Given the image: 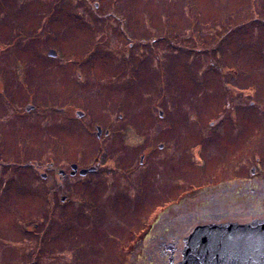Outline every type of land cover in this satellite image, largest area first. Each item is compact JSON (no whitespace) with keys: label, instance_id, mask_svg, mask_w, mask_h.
<instances>
[{"label":"rangeland","instance_id":"rangeland-1","mask_svg":"<svg viewBox=\"0 0 264 264\" xmlns=\"http://www.w3.org/2000/svg\"><path fill=\"white\" fill-rule=\"evenodd\" d=\"M260 177L264 0H0V264H161L162 210Z\"/></svg>","mask_w":264,"mask_h":264},{"label":"flooded vegetation","instance_id":"flooded-vegetation-1","mask_svg":"<svg viewBox=\"0 0 264 264\" xmlns=\"http://www.w3.org/2000/svg\"><path fill=\"white\" fill-rule=\"evenodd\" d=\"M158 116L159 119H162V112H159ZM209 125L211 126L212 123ZM103 132L104 135L102 137L101 129L96 127L95 133L97 139L106 143L108 141L107 139L110 138L111 135L107 129ZM127 137L134 139L131 135H127ZM199 144L201 146L202 142ZM157 148L163 149L164 145L158 144ZM147 149L149 150V148ZM103 154H105V150ZM143 158L144 156L141 158L142 160L139 163L140 165L144 164ZM71 165L69 166L70 168H72ZM115 166H100L99 171L105 174H115V172H117L124 178H128L130 181L137 179L135 185H137V187L141 186L140 180L142 181L144 177L142 178L134 175V170H124L120 166H117L116 168ZM47 168L49 170L53 167L50 165ZM78 170L80 169L78 168ZM96 171L97 169L94 167L93 172H87L81 176L80 173L73 174L74 171L66 173L63 169H60L57 171L58 187H60L64 182H70L73 180L74 184H76L77 188H79L77 197L80 200V206H82L81 204L83 203L81 199L85 198V204H92L94 200L89 198V196L84 195L83 197H80V189L82 190L83 186L90 183L92 179L91 176L96 173ZM254 174V170H251V175L254 176ZM220 186H222L220 183L213 184V186L211 185V190H205L204 196L206 198L203 197V200L198 205L193 204L192 210L186 215L188 216L187 219L179 216L178 209H171V207L162 210L153 219V223L155 224H152L150 228H147V233L143 237L139 238L143 245L141 251H147V247L152 243L151 240H156L155 246L157 248L159 260L162 261V263L166 261L167 264H178L183 250L184 237L195 227L204 225L205 223H248V221L258 218L264 219V177L257 179L251 178L245 183H241V185L233 186L231 189L226 188L225 190V187L221 188ZM185 195L188 198L194 196L193 192L192 194L191 192H186ZM61 200L62 205L67 206L68 201L64 197H61ZM142 229L143 228H141V230ZM147 234H152V237L149 239L146 237Z\"/></svg>","mask_w":264,"mask_h":264},{"label":"water","instance_id":"water-1","mask_svg":"<svg viewBox=\"0 0 264 264\" xmlns=\"http://www.w3.org/2000/svg\"><path fill=\"white\" fill-rule=\"evenodd\" d=\"M93 170L82 169L80 175ZM182 249L178 264H264V219L199 225L184 237Z\"/></svg>","mask_w":264,"mask_h":264}]
</instances>
